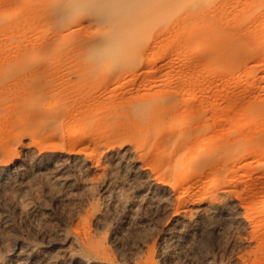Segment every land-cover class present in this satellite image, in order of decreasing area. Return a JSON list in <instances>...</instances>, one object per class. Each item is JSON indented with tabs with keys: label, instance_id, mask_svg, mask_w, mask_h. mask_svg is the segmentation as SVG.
Wrapping results in <instances>:
<instances>
[{
	"label": "rangeland",
	"instance_id": "obj_1",
	"mask_svg": "<svg viewBox=\"0 0 264 264\" xmlns=\"http://www.w3.org/2000/svg\"><path fill=\"white\" fill-rule=\"evenodd\" d=\"M51 1L0 0V93L16 64L42 62L46 71L40 81L48 101L58 98L56 108L66 113L55 128L58 139L66 147L81 144L93 162L85 171L67 169L68 187L49 170L26 182L22 202L37 204L32 221L39 239L71 230L92 207L100 206L106 193L97 178L110 177L135 206L131 222L123 224L122 234L106 237L107 245L122 264L143 259L148 247L160 243L175 198L170 195L166 206L145 204V178L139 171L148 169L152 178L162 166L155 156L167 157L175 136L166 140L159 132L170 129L184 131L180 140L188 142L192 132L194 140L204 143L190 173L204 167L207 155L220 153L240 190L248 181L255 183V191L251 186L252 192L242 193L255 208L252 214L264 209V0H193L160 13L132 42L140 48L139 60L109 79L96 69L84 73L90 67L84 55L94 45L85 39L97 35L92 12L81 7L67 17H54L51 13L57 10ZM123 78L126 84L116 92L114 86ZM6 105L0 103V120L4 110H11ZM54 122L41 117L32 127L20 129L18 137L37 152L31 139ZM152 143L159 151L149 149ZM216 145L227 151L220 152ZM123 147L135 166L112 168L102 153ZM111 217L119 222L111 214L92 227L106 233ZM222 227L218 233L195 236L171 264H257L264 257V242L257 247L245 221Z\"/></svg>",
	"mask_w": 264,
	"mask_h": 264
},
{
	"label": "bare ground",
	"instance_id": "obj_2",
	"mask_svg": "<svg viewBox=\"0 0 264 264\" xmlns=\"http://www.w3.org/2000/svg\"><path fill=\"white\" fill-rule=\"evenodd\" d=\"M192 3L193 0H54L51 4L55 5L57 12L51 14L67 17L81 7L92 12L98 21L94 27L97 35L85 39L91 43L89 45H94L88 46L84 55L90 65L84 73L96 69L109 79L116 70L128 71L141 57L139 46H132L139 30L155 24L160 13L165 15L166 11ZM157 9L160 12L153 14ZM45 71L42 62L16 64L13 78L4 93H0V103H7L11 108L3 111L8 115L4 119L2 113L3 121L0 120V264H122L120 255L107 245L106 237L122 234L123 224L131 222L130 214L135 205L123 196L121 188L110 177L97 178L98 186L106 193L102 204L80 217L71 230H57L53 238L39 239L32 221L37 215V204L22 202L23 189L32 176L49 170L53 179L68 187L67 169L85 171L93 164L91 156L82 152L81 144L66 147L58 139L55 128L66 113L56 108L58 98L48 101L40 81ZM125 84L124 78L119 80L114 90L117 92ZM41 117H50L55 122L52 127H44L37 138L31 139L37 150L34 152L29 143L18 137V132L32 127ZM159 133L166 135V140L174 135L175 140L167 157L155 156L162 166L155 170L152 178L148 169L139 171L145 178L141 184L145 192L144 202L166 206L171 195L175 203L160 243L148 247L144 258L135 264H171L177 253L195 236L204 231L218 233L224 228L222 226H233L240 221L247 223L251 229L250 239L259 247L264 242V232L257 233V229H264V209L253 215L254 206L242 195L253 190L255 183L248 181L246 189L240 190L232 167L225 163L220 153L207 155L204 167L190 173L191 161L197 159V151L204 148V143L194 140L192 132L187 135L188 142L179 139L184 133L181 130ZM149 146L151 151H159L153 143ZM214 147L220 152L227 151L222 145ZM128 151L124 147L111 148L103 152L102 157L110 161L112 168H131L136 163L128 157ZM26 153H31L29 159L24 158ZM66 163L70 165L66 167ZM177 177L180 181L175 183ZM111 214L119 218V222H114L111 217L112 225L106 233L100 234L92 227L102 225V220L109 219ZM15 219L19 225L15 224ZM119 244L117 241L116 245ZM257 264H264V257Z\"/></svg>",
	"mask_w": 264,
	"mask_h": 264
}]
</instances>
